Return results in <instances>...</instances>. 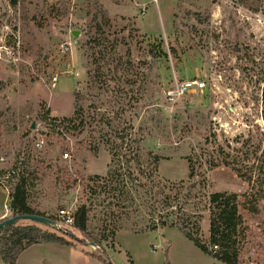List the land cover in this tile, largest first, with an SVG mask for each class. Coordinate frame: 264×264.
<instances>
[{
  "label": "rangeland",
  "instance_id": "1",
  "mask_svg": "<svg viewBox=\"0 0 264 264\" xmlns=\"http://www.w3.org/2000/svg\"><path fill=\"white\" fill-rule=\"evenodd\" d=\"M0 44V208L5 200L14 215L10 193L24 175L31 206L63 228L19 223L68 241L30 245L20 264H222L178 227L149 228L168 216L210 245L209 195L248 190L225 164H196L190 178L186 157L196 148L195 159H220L229 143L264 150V0H0ZM190 80L205 84L170 98ZM77 102L84 129L59 131L52 120L70 117ZM125 143L139 154L135 176L142 167L152 177L161 158L157 177H141L145 186L128 200L101 179L112 166L127 168V158L113 160ZM83 204L87 234L60 217ZM261 206L241 209V264H264Z\"/></svg>",
  "mask_w": 264,
  "mask_h": 264
},
{
  "label": "trees",
  "instance_id": "2",
  "mask_svg": "<svg viewBox=\"0 0 264 264\" xmlns=\"http://www.w3.org/2000/svg\"><path fill=\"white\" fill-rule=\"evenodd\" d=\"M86 110L83 106H80L78 102L76 103L75 110L70 117H64L62 119L54 118L52 124L54 127L60 129L66 128L70 129H84L86 122ZM79 120V121H78ZM58 131V132H59ZM120 134V133H118ZM213 137V140L216 138V134L213 133L208 135L206 141L208 142ZM122 141H125V137L120 135ZM123 141V144H124ZM120 145V153L113 151V160L115 162L120 161V157L127 158V168L123 169L121 167L112 166L106 177H101L103 179L102 187L106 189L107 192L117 194L116 192H121V197L125 195V199L130 198V192L132 189L136 188L135 191H138L139 188L145 186L141 185V177L153 178L157 177L158 162L161 159L159 155H154L155 159V170L152 177L150 173H146V169L139 167L137 169V176H135V170L131 165V158L134 160H139V154L133 150L132 145L125 143ZM228 147L231 149L229 152L224 151L223 147H219V152L222 153L220 159L214 157L206 158L204 161L202 156L198 155L195 159L194 153L196 148H192V153L186 157L189 164V177L195 178L197 174L196 164L208 165L207 169L211 170L215 167L220 166L221 164L232 166L238 175L248 182L249 188L243 193L231 192V191H217L209 195L208 203L210 205V245L203 243L199 238L194 236V234L187 230L184 224H181L178 219H170L168 216H161L157 219H154L152 226L149 230H156L159 227L171 226L178 227L182 230L185 235L191 239L197 246H199L206 254L210 257L217 259L222 264H241L239 259V249L237 247L238 241L241 237L246 236V231L248 230L245 225L244 214L241 212V209H246L251 213H258L262 202L264 201V150L259 154V150L256 146L248 149L243 146L232 147L231 144H228ZM246 148V151H243ZM242 155V157H241ZM118 159V160H117ZM245 160H253L252 164L249 166L248 171H243L240 167V163ZM198 165V166H199ZM120 166V165H119ZM3 171L0 170V175ZM145 176V177H144ZM205 176V175H204ZM97 178H99L97 176ZM206 178V176L204 177ZM139 181V184L133 182L132 185H129V181ZM155 182L154 179H152ZM27 177L21 175L19 182L14 186V189L10 193L11 197V210L14 215H41L46 216L44 212L37 211L29 203V192L27 189ZM160 181L152 185V194L154 193V187H159ZM118 192V193H119ZM120 194V193H119ZM155 195L159 196L160 192H156ZM117 196H119L117 194ZM155 198V202L161 203L159 197ZM124 197V196H123ZM154 198V197H153ZM120 203V202H119ZM157 203V204H158ZM159 205H156L155 209L157 210ZM183 209H179L182 211ZM53 221L58 222L54 216H48ZM88 221H89V208L86 204L81 205L76 212L74 213V222L73 227L78 229L83 234L88 232ZM40 223L43 226H53L48 225L42 222ZM56 227V226H55ZM5 230V234L0 238V259L4 264H16L19 255L30 245L41 243V242H57L61 244H67V239H64L62 235H58L50 231H42L38 225H24L20 224L19 221L15 224L9 225L2 229ZM61 231V230H60ZM67 234V232H63ZM62 233V234H63ZM64 235V234H63ZM107 264H111L103 260Z\"/></svg>",
  "mask_w": 264,
  "mask_h": 264
},
{
  "label": "built area",
  "instance_id": "3",
  "mask_svg": "<svg viewBox=\"0 0 264 264\" xmlns=\"http://www.w3.org/2000/svg\"><path fill=\"white\" fill-rule=\"evenodd\" d=\"M7 45H1L0 44V51L2 48H6L5 50H7ZM63 50L64 51H67L69 50V45H63ZM4 58L3 59H6L7 60V57L6 56H3ZM54 80H56V78H54ZM204 82H200L198 83V81H184L182 82L180 85H177L176 86V89H172L169 91V96L170 98H174L173 96H179V95H182L186 92H190L191 90L193 89H200L202 88V86H204ZM43 144H44V141L42 140H39L37 143H36V147L37 148H42L43 147ZM14 172V171H13ZM4 208L5 209H8V206L7 204H4ZM60 217L62 219V224L65 225V226H69V225H72L73 222H74V213L70 212V211H67V210H61L60 211ZM58 224V223H56ZM57 226L59 229L62 230V225H55Z\"/></svg>",
  "mask_w": 264,
  "mask_h": 264
},
{
  "label": "water",
  "instance_id": "4",
  "mask_svg": "<svg viewBox=\"0 0 264 264\" xmlns=\"http://www.w3.org/2000/svg\"><path fill=\"white\" fill-rule=\"evenodd\" d=\"M75 36H77V33H74ZM34 127V125H33ZM20 220H32V221H37V222H42L48 225H56V221L51 220L50 218L46 216H41V215H30V214H23V215H13L12 217H8L2 221H0V231L12 224H15L16 222Z\"/></svg>",
  "mask_w": 264,
  "mask_h": 264
},
{
  "label": "crops",
  "instance_id": "5",
  "mask_svg": "<svg viewBox=\"0 0 264 264\" xmlns=\"http://www.w3.org/2000/svg\"><path fill=\"white\" fill-rule=\"evenodd\" d=\"M2 190H3L4 192H6L5 189L0 185V194H1V192L3 193ZM3 194H4V193H3ZM6 195H7V194H6ZM5 199H6V198H5ZM0 201H1V197H0ZM4 204H5V200H4V202H3V207H4ZM5 212H6L5 209L2 210V209L0 208V221H2V220H4V219H6L7 217H9V213L6 214ZM19 222H20V221H19ZM32 246H33V245H32ZM32 246H30L29 248L25 249V250L19 255L16 264H20V260H21L22 257L24 256L23 254H24L28 249H30Z\"/></svg>",
  "mask_w": 264,
  "mask_h": 264
}]
</instances>
